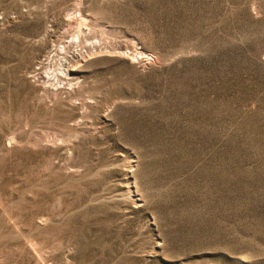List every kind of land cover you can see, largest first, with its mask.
Returning <instances> with one entry per match:
<instances>
[{
	"label": "rangeland",
	"instance_id": "374dc122",
	"mask_svg": "<svg viewBox=\"0 0 264 264\" xmlns=\"http://www.w3.org/2000/svg\"><path fill=\"white\" fill-rule=\"evenodd\" d=\"M0 264H264V0H0Z\"/></svg>",
	"mask_w": 264,
	"mask_h": 264
},
{
	"label": "bare ground",
	"instance_id": "6f19581e",
	"mask_svg": "<svg viewBox=\"0 0 264 264\" xmlns=\"http://www.w3.org/2000/svg\"><path fill=\"white\" fill-rule=\"evenodd\" d=\"M8 143H10V140L8 141Z\"/></svg>",
	"mask_w": 264,
	"mask_h": 264
}]
</instances>
